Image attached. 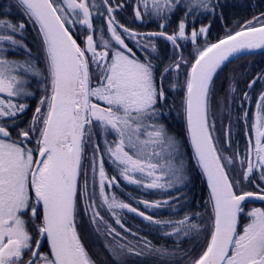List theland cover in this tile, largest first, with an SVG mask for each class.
Segmentation results:
<instances>
[{
    "label": "snow or ice",
    "instance_id": "obj_1",
    "mask_svg": "<svg viewBox=\"0 0 264 264\" xmlns=\"http://www.w3.org/2000/svg\"><path fill=\"white\" fill-rule=\"evenodd\" d=\"M13 7L23 9L20 14L38 25L45 67L41 70L40 57L34 59L31 50L15 38L25 23L0 18V96L9 98L0 99V264H94L77 232L81 201L89 223L103 224L109 235H119L98 210L97 176L99 207L106 206L113 216L116 209H127L151 226L170 228L164 235L177 240L192 236L199 240L203 233V244L194 255L155 247L144 238H140L139 246L120 244L119 254L112 250L117 264H128L122 257L141 259L144 264H151L148 258L157 259V264H264V208L248 211L249 222L239 228L246 203L252 199L264 202V91L256 102L254 122L248 126L254 140L249 137L243 157L238 151L231 156L224 154V148L231 147L230 134L218 148L214 123L208 120L217 71L245 50L264 49V13L245 22L239 31L197 49L194 59L188 61L175 51L178 40L188 39V17L202 11L215 13L214 0H135V20L154 17L160 21L161 30L152 33L134 32L116 19L125 8L120 0H100L99 5L96 0H13L3 15H11ZM178 13L183 15L178 16L176 29L166 33L164 29ZM96 16L105 24L94 26ZM74 28L89 33L83 47L74 38ZM105 28L110 34L107 40L103 38ZM207 31L208 27L194 28L191 40L195 42ZM157 37L169 41L174 49L172 62L162 69L153 63L152 53H157L156 58L159 55L154 43L141 45L147 54L144 59L126 43L129 39L140 42ZM5 42L9 48L23 47L26 59H7ZM182 67L187 69L184 103L188 132L196 163L207 176L213 206L211 226L203 229L191 222L198 215L195 213L166 221L146 214L169 201H138L145 208L140 211L105 191L119 183L116 176L109 178L105 172V153L124 181L144 189H169L186 179L183 163L173 162L180 155V145L159 123L168 99L163 86L165 74L179 73ZM21 70L39 77L45 93L26 129H19L15 121L27 105L11 102L33 95L26 91L29 81L17 74ZM258 82H264V74H258L247 87L252 89ZM243 97L248 99V93ZM244 116L247 118L248 113ZM94 135L103 136V148L92 143ZM108 135L115 139L109 141ZM86 145L92 148V191L87 169H82ZM162 158L164 164L153 162ZM237 163L240 180L235 179ZM226 169L233 170L232 177ZM244 181L254 184L256 191H244ZM115 223L124 227L119 217Z\"/></svg>",
    "mask_w": 264,
    "mask_h": 264
},
{
    "label": "trees",
    "instance_id": "obj_2",
    "mask_svg": "<svg viewBox=\"0 0 264 264\" xmlns=\"http://www.w3.org/2000/svg\"><path fill=\"white\" fill-rule=\"evenodd\" d=\"M12 2L13 0H0V18L10 20L15 24H19L21 22L25 23V29L15 38L21 40L22 44L26 45L27 49L31 50L32 57L34 59L36 57H40L38 64L40 69L43 70L45 65L43 63L41 37L38 34V25L34 26L28 20L26 15L20 14L23 12V9L18 10L17 8L13 7L11 10V15H3ZM250 2V0L246 1V7H243L242 11H238L234 9L233 6H231L227 13L225 6L223 7V1H214L216 4L215 14L209 13L208 17L206 18V21L209 23V29L205 34L204 41L194 44L192 48L193 57L191 61L194 59L197 49H202L203 47L207 46V44L215 43L225 35L239 31L241 26L244 25V19H253V17H259L262 13H264V0L253 1L254 5L252 6H250ZM217 11L219 14H217ZM223 12H226V15H224ZM240 19L242 21L241 23L238 22ZM76 39L77 42L80 43L81 39H79V37H76ZM4 46L6 49L7 59L15 61H24L26 59V52L23 47L14 46L13 48H9L7 42H5ZM186 71L187 69L182 67L179 73L173 72L165 74L166 79L164 80L163 84L165 91L168 92V97L173 95L172 85L176 84L177 86L176 93L178 127L174 131L176 132L175 134L179 135V137L183 140L181 155L183 157L182 160L187 161V165H185L186 181L182 185L176 186L174 189H162L160 192L143 189L138 185L130 184L129 187L116 189V194L119 197L120 202L131 204L132 207H137L140 211H145V208L144 206L139 205V200H151L154 202V200L158 198L160 201H169L168 204L162 205L160 208L149 209L146 214L153 215L154 219L166 221L179 220L185 214L191 215L195 213L198 215H196L195 219H193L191 222L199 225L203 229L211 226L213 207L210 201L205 180L190 148L186 130L184 103L186 96L184 73ZM17 74L21 77H26L25 80L29 81V83L26 85V89H40L39 85L41 80L39 77L33 76L31 74H25L23 70ZM258 74H264V52L234 58L224 64L214 76V94L210 100L208 120L210 124L214 123L213 137L214 140L219 142L217 145L218 148L221 145H224L225 139L228 138L230 134L231 147L228 148L232 152H230V155L228 154V156H231L234 152L238 151L239 155L243 157L245 154V149L248 147L247 142L249 137L253 138L255 135L254 132L249 131L248 126L254 122L256 102L258 100L259 93L264 91V82H258L256 84L257 92L254 95L251 93V91H254L255 87L248 89L247 91L246 87L247 84ZM232 87L235 88V92L231 91ZM244 92L248 93V99H244ZM245 112L248 113L247 118L244 116ZM164 120L165 119L163 117L162 122H164ZM168 120L169 118H167V121ZM167 129L169 130V128ZM240 139H242V141H239ZM225 149L226 147L224 148V151ZM234 167L236 173L235 179L238 180L239 178L238 176L236 177V175L239 174L238 172H240V168L237 170V167H240V165L237 164V166L235 165ZM226 170L229 171V175L232 177L233 170ZM245 182L246 181L242 182L241 188L244 191L253 190L252 186ZM90 189L91 190L89 191L93 190L92 188ZM95 189L97 196H99V192H97V182L95 184ZM178 197H182V199H177ZM246 204L251 205L253 202ZM83 208L84 205H80V215L76 217L77 232L80 236L81 243L85 249L90 251L92 257H94V254L91 252L92 250L96 252V250L104 249L103 245L99 242L100 240L98 241V239L95 237V233L99 238H103L105 240L106 248L109 246L114 250H119L118 246L120 244L139 246L141 243L140 238H144L145 240L151 242V244L155 247L167 248L169 251L179 249L181 252H188L194 255L195 253L199 252L200 247L203 244V233H201L199 240H197L195 236L179 240H177L176 237H167L164 235V233L171 231L170 228L151 226L148 221L143 220L137 214L131 213L127 209H116V216H113L106 206L99 207L98 200V210L100 211V215L104 217V220L107 222V224L111 225V227L116 230V233H119V235H109L108 230L103 224L99 225L100 227L97 231V228H94L92 224H90L89 221L85 219L89 215L84 214ZM117 217H119L121 220V223L124 226L123 228L115 223V219ZM242 221L243 219L241 217L239 228L242 224ZM125 229L128 231H125ZM97 258L105 259L103 255L99 254H97ZM122 258L127 260L128 264H144L143 260L141 259L131 257ZM148 259L151 261V264H157V259ZM113 263L117 264V262ZM104 264H111V262H104ZM181 264H186V262H181Z\"/></svg>",
    "mask_w": 264,
    "mask_h": 264
},
{
    "label": "flooded vegetation",
    "instance_id": "obj_3",
    "mask_svg": "<svg viewBox=\"0 0 264 264\" xmlns=\"http://www.w3.org/2000/svg\"><path fill=\"white\" fill-rule=\"evenodd\" d=\"M214 1H223V7L225 6L226 8V12L228 13L229 9L231 6H233L234 9L238 10V11H242L243 7H246V1L247 0H214ZM251 2L249 3L250 6L254 5L253 1L255 0H250ZM120 2L125 3V8L123 10H121L119 13L116 14V19L123 25H125V27L133 30L134 32H139V33H152V32H159L161 29L158 27V24L160 23V21H158L156 18H148L145 17L143 22H140L138 20H135L134 18V14H133V7L135 5V0H120ZM97 5H99L100 0H96ZM222 6V5H221ZM95 11V10H93ZM101 11L103 12V9L101 8ZM226 12H223L224 15H226ZM215 14V13H214ZM217 14H219V12L217 11ZM107 13H104V16H106ZM183 13H178L177 16H173L171 18V22L170 24L164 29V31L168 34H172L173 31L176 29V25L178 22V16H182ZM209 13L208 12H200L197 13L195 16H190L188 17V28L186 29V36L188 37V39H183V40H178V44H179V48L176 49L175 51L178 53H182L183 57L185 60L191 61L192 57H193V45L195 43H201V41L203 42L205 39V34L201 35L198 37V39L193 42L191 40V31L195 28L196 30H199L200 27H208L209 29V23L206 21V18L208 17ZM229 17V16H228ZM252 20V18H250L249 20L244 19L243 24H245V22ZM238 22H242L241 19ZM93 24L96 27H100L102 25L105 24V21L103 18L96 16L93 20ZM256 26V25H255ZM73 31V35L74 38L76 39V37H79V39H81L80 44L81 47H83V43L82 40H84L85 36H86V32L87 31H80L78 29H72ZM109 35L107 33L106 28L104 29V34H103V38L105 40L109 39ZM95 39L97 41H99L100 39V35L97 34L95 36ZM126 43L128 44V46L130 48L133 49V53L141 58L144 59L146 58V53L144 51V48L141 46L142 44H152L154 43L156 45L157 48V52H158V58H156L157 53H152V58H153V63L158 65V67L160 69L163 68V65L166 64H170L172 62L173 56H174V49L172 44L167 41L166 39H164L163 37H157L154 38L151 41L145 40V39H141L140 42H135L131 39L126 40ZM164 46V47H163ZM98 50H103V49H98ZM169 50V51H167ZM149 51H151L150 47H149ZM157 77L159 78V73H157ZM256 77V76H255ZM254 77V78H255ZM22 79H26V77H21ZM96 81H93V84H95ZM175 87H173V91H172V96L168 97L167 102L164 104L163 106V112L165 113L164 116V122H162L163 117L159 120V123H162L165 125L166 128H169L168 134L171 135H177L175 134L176 132L174 130L177 129L178 127V122H177V93H176V84H174ZM248 85V84H247ZM249 88L246 87V91ZM27 92H31L33 93V95L31 96H24L23 98H13L11 99V102L14 104H26L27 108L25 109V111L21 114H19L16 118L15 124L19 129H26L30 123V121L32 120L35 108L37 107L41 97L44 95V92L41 91V89H26ZM257 92V85L255 86V90L251 91V93H253V95ZM168 94V92L166 91V95ZM0 98H3L5 100L9 99L7 98V96L3 95L0 96ZM169 111V114H168ZM257 111V109H256ZM256 113V112H255ZM167 118H169V120L167 121ZM7 123H11V121H6ZM179 136V135H178ZM13 138L15 139V133H13ZM107 139L109 141L115 139L114 135H108ZM254 140V138H252ZM180 140H182V138H180ZM239 141H242V139H240ZM92 143H99L101 145V148H103V136H93V140ZM182 144V141H181ZM248 144V142H247ZM33 144H30L29 147H33ZM91 158H92V148L88 145L85 146V153H84V157L82 158V169H87V180H88V186H89V190H91L90 188L93 189L94 185L92 186V181H93V173L91 170ZM104 169L105 172L107 174V176L109 178L113 177L116 175V179L119 182L116 186L114 187H106V194L109 196L115 195V197L117 198L118 201L119 197L116 194V189H123L124 187H129L130 183H128L127 181H124L119 174L115 171V167L113 165V163L111 162V160L108 158L107 154H104ZM153 162H158L157 160H153ZM139 178V177H137ZM96 181H97V192H99V185H98V176L96 177ZM121 181V182H120ZM84 182V177L80 178V184L83 185ZM125 182V183H124ZM248 183V182H245ZM256 183H259V181L257 180ZM250 186H252L251 191H256L255 185L254 184H250L248 183ZM135 185V184H134ZM144 189V188H143ZM148 190H152V191H159L157 189H148ZM96 191V189H95ZM139 201H143L139 200ZM150 203H153L151 200H147ZM156 201V199L154 200V202ZM139 205L144 206L143 204L139 203ZM253 208H264V202H253V204L251 205H245V216L242 217L243 221L242 224L240 226V230H242V228L249 222L246 214L248 211H250ZM96 236V235H95ZM97 238V237H96ZM95 250V249H94ZM112 248H110L108 246L107 249H100V250H96V257H92L91 253L88 249H86V251L88 252L89 256L91 257V259L94 261V264H104V262H111V264L113 262H117L116 258L112 255ZM43 251H48V247L45 244ZM117 253H119V250H115ZM97 254L99 255H103L105 259H100L97 258ZM95 256V255H94ZM114 264V263H113Z\"/></svg>",
    "mask_w": 264,
    "mask_h": 264
},
{
    "label": "rangeland",
    "instance_id": "obj_4",
    "mask_svg": "<svg viewBox=\"0 0 264 264\" xmlns=\"http://www.w3.org/2000/svg\"><path fill=\"white\" fill-rule=\"evenodd\" d=\"M89 33H87L86 34V36L88 35ZM85 36V37H86ZM202 42V41H201ZM194 46V45H193ZM166 65H168V64H166ZM166 65H163V67L164 66H166ZM5 96H7L6 94H4ZM3 96V95H2ZM0 99H3V98H0ZM18 99H20V98H18ZM13 104H14V102H13ZM170 136H172V137H174L175 138V140L178 142V144L180 145V155L178 156V157H176L174 160H173V162L174 163H176L177 165H179L181 162L183 163V166H184V169H185V171H184V176H185V172H186V166L185 165H187V161H183L182 160V155H181V153H182V144H181V141L183 142V140H180V137L178 136V135H171V134H169ZM254 138V137H253ZM230 152H232L228 147H226V149H225V151H224V154L225 155H230ZM158 163H160V164H164L165 163V158H162V159H160L159 161H158ZM238 165H239V163H237ZM237 164H236V166H237ZM240 167H237V170L239 169ZM233 172V171H232ZM239 174L238 175H236V177L238 176V180H240V172H238ZM186 177V176H185ZM186 181V179L183 181V182H181V183H178V184H175L172 188H169V189H174L176 186H179V185H182L184 182ZM157 190H159V192L162 190V189H157ZM164 190V189H163ZM166 190V189H165ZM168 190V189H167ZM97 199L99 200V196H97ZM98 200H97V203H98ZM156 201H160V199H158V198H156ZM80 205H84V201L82 200L81 201V203H80ZM87 221H89V216L88 217H86L85 218ZM91 224V223H90ZM92 226L94 227V228H97V227H100L99 225H96V224H92ZM94 232V231H93ZM94 235H96L95 237H97V239H98V241L103 245V248L104 249H107L106 247H105V245H106V242H105V240L103 239H101V238H99L98 236H97V234L95 233ZM100 236H101V234H100ZM103 241V242H102ZM103 249V250H104ZM95 256L94 257H96V253H95V251H91Z\"/></svg>",
    "mask_w": 264,
    "mask_h": 264
},
{
    "label": "water",
    "instance_id": "obj_5",
    "mask_svg": "<svg viewBox=\"0 0 264 264\" xmlns=\"http://www.w3.org/2000/svg\"><path fill=\"white\" fill-rule=\"evenodd\" d=\"M218 42V41H216ZM215 42V43H216ZM260 52H264V49H253V50H245L244 52L240 53V54H237L233 57H231L228 61H226L224 64H226L227 62H229L230 60L234 59V58H237V57H240V56H245V55H250V54H255V53H260ZM223 64V65H224ZM222 65V66H223ZM221 66V67H222ZM185 117H186V106H185ZM186 130H187V135H188V140H189V144H190V148L193 152V155H194V150H193V146H192V143H191V139H190V135H189V132H188V127H187V118H186ZM199 167V166H198ZM202 175H203V178L205 180V184H206V187L208 189V192H209V196H210V187L208 185V181H207V176L202 172V169L199 167ZM250 202H261L259 200H256V199H252L250 201H248L247 203H250ZM213 207V206H212ZM136 214V213H135ZM140 217V216H139Z\"/></svg>",
    "mask_w": 264,
    "mask_h": 264
}]
</instances>
